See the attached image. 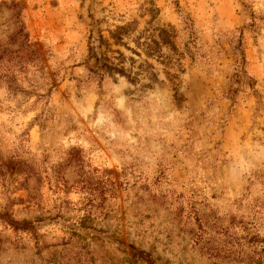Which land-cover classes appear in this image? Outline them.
<instances>
[{
  "label": "rangeland",
  "instance_id": "374dc122",
  "mask_svg": "<svg viewBox=\"0 0 264 264\" xmlns=\"http://www.w3.org/2000/svg\"><path fill=\"white\" fill-rule=\"evenodd\" d=\"M0 264H264V0H0Z\"/></svg>",
  "mask_w": 264,
  "mask_h": 264
},
{
  "label": "trees",
  "instance_id": "16d2710c",
  "mask_svg": "<svg viewBox=\"0 0 264 264\" xmlns=\"http://www.w3.org/2000/svg\"><path fill=\"white\" fill-rule=\"evenodd\" d=\"M240 46H241V42L239 44L238 49H240ZM240 52H241V54L243 53L242 50ZM9 222H10V224H12V226H13V228L15 230H22V231H27V232L34 231V225H33V222L32 221H29V220H19V221H15V220L9 219ZM132 253H133L134 256L135 255L141 256V252L140 251L134 250Z\"/></svg>",
  "mask_w": 264,
  "mask_h": 264
}]
</instances>
